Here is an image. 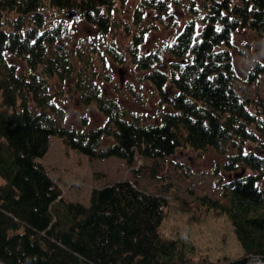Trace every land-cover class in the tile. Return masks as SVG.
Returning a JSON list of instances; mask_svg holds the SVG:
<instances>
[{"label": "trees", "instance_id": "1", "mask_svg": "<svg viewBox=\"0 0 264 264\" xmlns=\"http://www.w3.org/2000/svg\"><path fill=\"white\" fill-rule=\"evenodd\" d=\"M126 1L0 0V264H193V245L161 238L168 201L137 186L144 166L134 168L135 163L164 159L183 148L224 153L227 147L222 165L234 175L221 183L220 199H198L208 211L226 216L243 253L210 263L264 262L263 102L248 96L264 65L251 59L242 79L231 52L233 36L242 31L264 38V0H201L200 24L189 20L164 49L171 58L168 72L161 69L166 65L162 52L143 51L140 45L155 20L171 18V4L190 3L196 14L194 0H136L131 21L136 30L124 25L131 36L125 52L114 44L103 51L110 63L122 64L127 57L153 84L168 108L159 112L158 123L127 116L97 85L84 87L87 64L74 63L75 56L83 60L80 51L58 46L64 28L48 22L43 11L46 5L75 8L78 17L107 34L115 3ZM148 13L152 25L143 24ZM13 58L25 64L26 72L18 71ZM52 79H73L76 98L93 103L105 122L94 128L64 124L65 110L50 90ZM167 84L175 89L171 96L164 90ZM81 122L85 125L86 117ZM50 135L90 157L123 158L133 179L94 189L87 207L78 202L59 207L60 187L40 161ZM104 139L109 142L103 144ZM167 190L162 186L160 193Z\"/></svg>", "mask_w": 264, "mask_h": 264}, {"label": "rangeland", "instance_id": "2", "mask_svg": "<svg viewBox=\"0 0 264 264\" xmlns=\"http://www.w3.org/2000/svg\"><path fill=\"white\" fill-rule=\"evenodd\" d=\"M136 4V0L126 1L124 4L115 3L110 14L113 26L107 34H102L81 17L68 18L65 9L46 5L43 11L48 22L64 28L58 46L72 52L77 49L80 51L83 60L75 56L73 62L77 66L87 64V75L82 81L84 87L97 85L104 96L119 103L127 116L135 114L145 122L158 123L159 112L168 108L160 101L153 84L144 79L142 71L128 62L127 57L122 64L110 63L108 59L105 60L103 51L108 44H114L118 50L125 52L131 36L126 34L124 25L127 24L131 32L136 30V26L131 23ZM170 6L171 18L164 16L161 21L155 20L156 26L146 33L140 45V50L143 51L162 52L161 61L166 63L161 67L164 72H168L171 62V58L164 52L166 45L175 39L189 20L194 19L199 25V17L204 12L201 0H194L196 14L189 10L190 3L180 2ZM143 24L152 25V13L144 15ZM92 45L100 50V54L92 52ZM231 52L235 72L240 78L246 79L252 67L251 59L264 65V38L252 31H242L233 36ZM9 60L11 62V57ZM102 60H105L104 66L101 64ZM12 61L17 64L19 72H26L21 60L13 58ZM50 83L56 103L65 110L64 124L76 128H94L105 122V116L93 103L85 105L76 98L73 79L63 82L52 79ZM164 90L168 96L175 93L170 84ZM248 96L262 99L261 110L264 116V71L249 85ZM83 116L86 117L85 125L81 122ZM108 142L109 139H104L103 144ZM228 151L229 147L224 153L214 148L200 151L183 148L164 159L145 158L138 159L135 163L134 168L144 166L136 175L137 186L151 194H162L168 201L159 226L161 238L172 239L187 246L193 245L197 249L193 264H211L210 262L226 257L232 260L242 257L243 251L230 221L222 213L208 211L198 199L204 195L220 199L221 183L234 175L223 169L222 163ZM40 161L60 187L63 199L56 203L59 207L67 202H78L87 207L94 189L118 180L133 179L131 168L126 166L123 158L90 157L66 146L57 135L49 136L48 148ZM151 168L153 169L150 170ZM262 185L264 186V181ZM162 186H167L168 190L160 193Z\"/></svg>", "mask_w": 264, "mask_h": 264}, {"label": "water", "instance_id": "3", "mask_svg": "<svg viewBox=\"0 0 264 264\" xmlns=\"http://www.w3.org/2000/svg\"><path fill=\"white\" fill-rule=\"evenodd\" d=\"M66 15L67 17L74 19L78 16V10H76L75 8H70L67 10ZM247 264H263V262L259 260H252Z\"/></svg>", "mask_w": 264, "mask_h": 264}]
</instances>
